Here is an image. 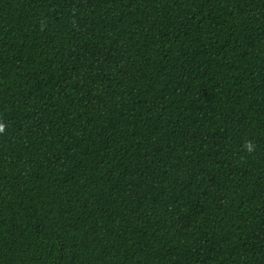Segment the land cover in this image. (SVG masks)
<instances>
[{"label":"trees","instance_id":"trees-1","mask_svg":"<svg viewBox=\"0 0 264 264\" xmlns=\"http://www.w3.org/2000/svg\"><path fill=\"white\" fill-rule=\"evenodd\" d=\"M0 264H264V0H0Z\"/></svg>","mask_w":264,"mask_h":264},{"label":"clouds","instance_id":"clouds-1","mask_svg":"<svg viewBox=\"0 0 264 264\" xmlns=\"http://www.w3.org/2000/svg\"><path fill=\"white\" fill-rule=\"evenodd\" d=\"M248 150H249L250 152H251V151H254V147H251V148H249Z\"/></svg>","mask_w":264,"mask_h":264}]
</instances>
